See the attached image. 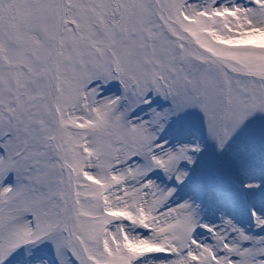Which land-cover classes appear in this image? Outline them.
Here are the masks:
<instances>
[{"label":"snow or ice","instance_id":"obj_1","mask_svg":"<svg viewBox=\"0 0 264 264\" xmlns=\"http://www.w3.org/2000/svg\"><path fill=\"white\" fill-rule=\"evenodd\" d=\"M0 264H264V0H0Z\"/></svg>","mask_w":264,"mask_h":264}]
</instances>
